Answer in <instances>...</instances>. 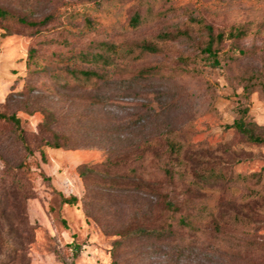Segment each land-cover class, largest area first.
Masks as SVG:
<instances>
[{"label": "rangeland", "instance_id": "374dc122", "mask_svg": "<svg viewBox=\"0 0 264 264\" xmlns=\"http://www.w3.org/2000/svg\"><path fill=\"white\" fill-rule=\"evenodd\" d=\"M0 7L34 22L55 16L40 28L0 23V264H264V145L227 128L247 108L264 137V0ZM136 12L142 24L127 29ZM209 26L225 34L219 66L203 53ZM96 42L158 51L101 66L79 57ZM73 69L104 81H78ZM11 115L32 155L1 117ZM85 164L99 173L80 177ZM208 173L217 179L206 184ZM169 224L164 238H126Z\"/></svg>", "mask_w": 264, "mask_h": 264}, {"label": "trees", "instance_id": "16d2710c", "mask_svg": "<svg viewBox=\"0 0 264 264\" xmlns=\"http://www.w3.org/2000/svg\"><path fill=\"white\" fill-rule=\"evenodd\" d=\"M256 3L261 2L262 0H251ZM55 16H48L44 18L43 20L39 22L30 21L26 17H21L13 12H11L8 9H4L0 7V23L1 22H9L14 24H19L23 26H27L30 28H40L45 27L48 24H50ZM143 22V18L140 12H136L133 17L131 18L129 24L127 25V29L135 30ZM210 32V40L203 50V53L206 57V60L212 61L213 64H216V66H219V62L217 60V56L219 53V49L215 48V45H220L224 42L225 34L224 33H218L217 35H214L213 28L208 27ZM244 30H239L237 34L230 33V36L234 38H242L245 35ZM6 34L0 33V39L2 37H5ZM169 36H162V39H166ZM91 48L93 49L91 51H85L80 52L79 57L82 59L95 63L101 66H113L115 65V62L117 59L120 60H132V61H138L142 59L146 54L149 53H157L158 49L150 44L147 43H134V44H115L112 42H96L91 45ZM33 54V52L31 51ZM69 74L72 76L73 79H76L78 81H86V82H96V81H104V75L98 73L94 70H77L73 69L69 72ZM153 72L150 69H144L140 71V76L147 77L148 75H152ZM248 109H244L240 112V118L237 119L232 125L227 126V128L235 129L240 134H242L248 142L252 144L257 145H264V137L257 134L255 130V125L252 124L248 120ZM3 119H6L8 122L12 123L15 131L17 133V140L20 142L23 147L29 152L30 155L33 154L30 146L27 143L26 137L24 135V130L21 128V122L18 118H16L15 115L11 116H1ZM48 146L52 148H60L59 144H53L50 143ZM42 158L45 159V153H42ZM81 171H80V177L85 178L90 174L99 173L98 170L88 166V165H81ZM27 167V164L20 163L14 169L16 171L25 172V169ZM40 176L45 179V174L43 172H40ZM214 179H217L215 173H208L206 176H204L203 182L204 183H210L214 181ZM62 202L64 204L68 205H75L77 203V198L75 196H62ZM166 208L168 211L172 212L173 214L175 212L179 211V208L172 202L167 201L166 202ZM183 221V220H182ZM172 224H169L168 227L162 228V229H145V228H138L136 230L128 232L126 235V238H164L166 235H172Z\"/></svg>", "mask_w": 264, "mask_h": 264}]
</instances>
